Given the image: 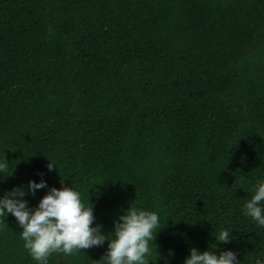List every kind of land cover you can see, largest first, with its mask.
<instances>
[{
  "label": "trees",
  "instance_id": "obj_1",
  "mask_svg": "<svg viewBox=\"0 0 264 264\" xmlns=\"http://www.w3.org/2000/svg\"><path fill=\"white\" fill-rule=\"evenodd\" d=\"M4 159L0 197L24 187L36 208L71 187L110 237L130 205L156 212L149 264H184L193 247L264 259V226L243 212L264 179V0H0ZM21 231L0 217V264H38Z\"/></svg>",
  "mask_w": 264,
  "mask_h": 264
},
{
  "label": "clouds",
  "instance_id": "obj_2",
  "mask_svg": "<svg viewBox=\"0 0 264 264\" xmlns=\"http://www.w3.org/2000/svg\"><path fill=\"white\" fill-rule=\"evenodd\" d=\"M47 165L51 171L57 167L49 159ZM9 163L0 162V173H6ZM5 177L8 175H4ZM63 183V179L61 180ZM47 187L43 179L37 183L30 180L27 190L35 195L36 190ZM240 187L237 181L234 185ZM253 195L244 204L243 212L259 226H264V179H258L252 187ZM24 187H15L0 197V217L11 213L18 221L24 247L38 264H47L53 254L68 256L74 252L102 246L107 240V252L94 264H149L146 257L151 255L150 242H154L156 233L161 229L158 214L130 205L114 221L113 235L102 233V225L93 226L95 219L93 205L88 200L82 202L81 195L71 187H52L39 201L36 208H29ZM156 229H159L156 231ZM215 238L218 242L230 241V231L221 229ZM184 264H241L236 253L231 250L200 251L193 247ZM170 250V255H171ZM160 255V254H159ZM255 264H264L257 258Z\"/></svg>",
  "mask_w": 264,
  "mask_h": 264
}]
</instances>
